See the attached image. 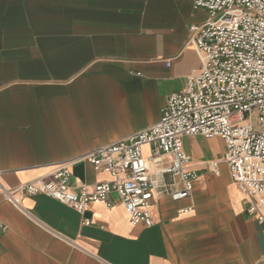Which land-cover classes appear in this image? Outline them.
Masks as SVG:
<instances>
[{"label":"crops","instance_id":"0c3cea01","mask_svg":"<svg viewBox=\"0 0 264 264\" xmlns=\"http://www.w3.org/2000/svg\"><path fill=\"white\" fill-rule=\"evenodd\" d=\"M194 2L0 0V264H264V224L227 165L210 169L221 137H184L192 194L154 201L150 227L133 225L116 193L80 213L45 194L17 205L1 190L64 162L74 187L110 180L83 158L157 123L203 68L190 27L209 12Z\"/></svg>","mask_w":264,"mask_h":264},{"label":"built area","instance_id":"2783aa9c","mask_svg":"<svg viewBox=\"0 0 264 264\" xmlns=\"http://www.w3.org/2000/svg\"><path fill=\"white\" fill-rule=\"evenodd\" d=\"M194 3L209 12L204 23L190 27L203 68L182 91L169 95L157 123L83 158L111 179L74 187L72 163L64 162L15 189L1 187L15 204L19 194H45L84 213L91 203L112 206L110 195L116 193L130 222L150 227L154 201L192 194L198 173L183 139L200 135L225 140L222 159L210 162V169L220 174V163L227 165L248 215L264 224V0Z\"/></svg>","mask_w":264,"mask_h":264}]
</instances>
